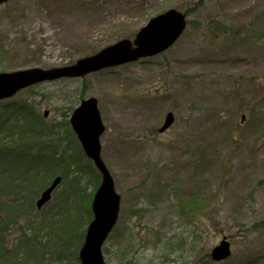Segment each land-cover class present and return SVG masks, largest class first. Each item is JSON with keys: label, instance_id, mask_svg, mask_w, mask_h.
I'll list each match as a JSON object with an SVG mask.
<instances>
[{"label": "rangeland", "instance_id": "1", "mask_svg": "<svg viewBox=\"0 0 264 264\" xmlns=\"http://www.w3.org/2000/svg\"><path fill=\"white\" fill-rule=\"evenodd\" d=\"M171 7L190 23L169 49L11 102L35 98L51 122L98 99L101 156L122 200L107 264H124L116 254L129 230V264H264V0H12L0 5V71L71 63ZM168 110L174 124L159 133ZM224 234L232 255L203 260Z\"/></svg>", "mask_w": 264, "mask_h": 264}, {"label": "trees", "instance_id": "2", "mask_svg": "<svg viewBox=\"0 0 264 264\" xmlns=\"http://www.w3.org/2000/svg\"><path fill=\"white\" fill-rule=\"evenodd\" d=\"M214 24L216 29L222 26L217 21ZM224 119L218 114V120L227 121ZM59 125L64 134L58 131ZM85 159L67 120L44 124L36 105L0 102V212L6 221L1 230L8 224L17 225L18 218L27 222L35 210L33 200L38 192L54 175H63L59 195L48 203V213L39 222H29L23 235L16 236L11 244L0 237V264H79L77 250L84 226L92 217L93 192L87 193L79 180L82 172H88L86 183L93 190L99 176ZM168 242L164 246L174 249V242ZM131 247L128 240L118 258L133 259L135 254L131 253L127 260Z\"/></svg>", "mask_w": 264, "mask_h": 264}, {"label": "water", "instance_id": "3", "mask_svg": "<svg viewBox=\"0 0 264 264\" xmlns=\"http://www.w3.org/2000/svg\"><path fill=\"white\" fill-rule=\"evenodd\" d=\"M5 0H0L3 2ZM185 27L184 15L175 9L160 13L150 19L147 25L139 31L135 43L137 47L122 50L120 46L129 47L130 41L122 40L115 45L108 46L96 55L87 56L76 61V64L65 65L49 69L33 67L12 72L0 73V99L13 95L24 86L44 81V79H55L66 76H82L89 71L98 70L101 67L118 64L139 57L140 55H151L162 51L170 45ZM70 123L79 138L86 155L94 160L95 166L101 172V184L96 189L92 200L93 220L87 227L86 236L78 256L82 264H105L101 254L102 242L115 224L119 213V195L114 190V181L109 170L105 167L103 159L100 158L99 135L104 129L99 115L96 99L91 97L84 100L71 115ZM169 113L161 130L165 129L172 121ZM60 176L56 177L52 184L42 192L37 200L38 207L43 205L50 197V191L59 183ZM230 254L229 242L223 239L212 249L213 259H224Z\"/></svg>", "mask_w": 264, "mask_h": 264}]
</instances>
